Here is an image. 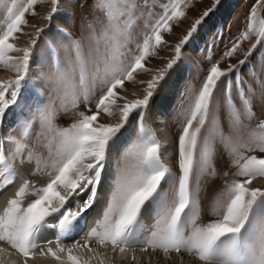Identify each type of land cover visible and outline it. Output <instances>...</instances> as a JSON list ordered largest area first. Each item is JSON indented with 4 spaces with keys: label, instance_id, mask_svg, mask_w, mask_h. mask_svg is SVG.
I'll return each instance as SVG.
<instances>
[{
    "label": "snow or ice",
    "instance_id": "obj_1",
    "mask_svg": "<svg viewBox=\"0 0 264 264\" xmlns=\"http://www.w3.org/2000/svg\"><path fill=\"white\" fill-rule=\"evenodd\" d=\"M42 3L50 5L42 16L46 25H30L27 16H36ZM62 3L0 0V68L14 73L0 79V192L25 175L47 177L40 184L22 179L0 211V242L19 253L23 264L37 250L57 264H92L96 258L105 264L92 241L113 254L139 246L166 259L187 254L200 264H264V187L253 184L264 179V118H257L255 111L257 105L264 108V58L258 66L249 59L264 43V0H255L246 29L210 63L199 89L187 97L176 142V171L161 158L164 145L144 123V113L169 73L180 74L185 47L223 0H213L194 20L171 46L166 64L139 82L145 85L143 96L134 99L121 94L125 83L152 71L145 62L167 45L164 34L187 17L191 0H83L79 6L89 12L78 36L53 27ZM27 27L34 31L26 33ZM46 33L39 53L38 41ZM22 36L28 39L19 46ZM253 36L255 43L243 58L230 63ZM33 63L43 64L35 73L38 84ZM81 105L85 110L76 111ZM9 112L14 123L4 129ZM69 113L78 118L59 126L58 118ZM130 120L136 121V139L122 163L114 162L110 146L124 135ZM225 156L229 170L223 172L224 188L212 203L214 218L201 223V181L217 177V158ZM114 165L106 201L84 243L66 247L63 241L87 223ZM146 212L151 224L145 223ZM46 230H53L54 239L43 243H55L54 248L41 246ZM84 249L93 255L78 254Z\"/></svg>",
    "mask_w": 264,
    "mask_h": 264
},
{
    "label": "rangeland",
    "instance_id": "obj_2",
    "mask_svg": "<svg viewBox=\"0 0 264 264\" xmlns=\"http://www.w3.org/2000/svg\"><path fill=\"white\" fill-rule=\"evenodd\" d=\"M83 0H63L61 5L60 14L54 18L53 27L59 26L66 28L73 32L74 35H79V29L82 18L88 14L89 9L87 7H80L79 5ZM91 3V0H88ZM213 3V0H191V6L187 11V17L179 24L173 25L171 33H165L164 38L167 41L166 46H162L157 49L156 55L150 57L146 62V67L151 69V72H141L136 75V79L133 82H126L125 89L121 91L122 95H126L129 99H134L143 96L144 84L140 81H147L151 78V75L156 69L163 67L167 59L172 55L171 46H174L179 40L186 34L187 30L197 19L204 10L209 8ZM255 4V0H223V6L219 7L211 19L201 25L196 39L194 42H190L189 46L184 49V58L181 61V71L177 75L175 71L170 72L165 81H163L157 92L154 94L150 104L144 113V123L149 126L156 134L157 139L167 141L162 150V159L166 164L176 171L175 160L177 155V136L181 129L182 110L187 105V97L199 89L211 62H215L226 50V47L230 46L231 42L235 40L239 34L246 29L247 17L250 13V9ZM50 5L42 3L36 6L37 15L27 16L30 25H36L37 27H44L46 21L42 19V16L47 13ZM261 16L264 17V12H261ZM34 29L32 27L25 28L26 33H32ZM47 38V33L40 41H38L37 52L43 53L44 51V39ZM28 37L22 36L18 42L19 46H24ZM255 36L250 40L244 41L241 45L242 52L238 53L236 57L232 58L230 63H236L238 59L243 58V52H246L251 44L255 43ZM211 56V61L208 57ZM264 58V43L258 45L254 50L252 56L249 58L251 64L258 66L260 60ZM35 59V54H34ZM222 67H226L227 63H222ZM42 63H33L32 72L33 80L35 83L39 81L35 78V73L42 70ZM247 79V73H244ZM14 77V73L11 71L0 68V79H8ZM43 90V89H42ZM171 93L168 100V104L164 103V95ZM222 98V97H221ZM171 99V100H170ZM23 96L20 103H23ZM164 103V104H163ZM166 105V106H165ZM239 106V104H238ZM84 106L81 105L76 111H84ZM257 118H264V108L257 105L255 108ZM78 118L75 113H69L62 115L58 118V125L67 127L73 119ZM106 122L115 123V119L109 120L107 117H102ZM222 123H225L223 115L221 116ZM257 121H253V124ZM14 123V113L9 112L7 121L4 122L3 128L8 129ZM136 121L130 120L126 126V136L120 144H116L114 153L111 155L114 162L122 163V156L131 143L136 139ZM167 137V138H166ZM121 139V138H120ZM222 152V148L219 149ZM110 156V159H111ZM114 158V159H113ZM216 166L218 175L216 178L205 177L201 181L200 192V210H201V223H205L214 217L210 214L212 203L216 195L224 188L223 172L229 170V160L225 156L223 159L217 158ZM113 172L115 176V165L113 166ZM113 176V177H114ZM30 179L34 183L40 184L46 182V176H27L23 179ZM234 177H229L231 179ZM256 187H264V179L258 178L253 182ZM32 197H27L30 200ZM106 198V197H105ZM105 198L103 202L105 203ZM27 202V201H26ZM103 203V205H104ZM100 209L99 213H101ZM89 218V217H88ZM98 218V217H97ZM147 224V223H146ZM81 231V230H80ZM79 237L84 238V231L80 233ZM79 237L76 238L79 241ZM75 240V241H76ZM143 261L146 264H200V262L193 256L187 254H171L170 259L163 257L160 252L149 251L148 254H143Z\"/></svg>",
    "mask_w": 264,
    "mask_h": 264
},
{
    "label": "bare ground",
    "instance_id": "obj_3",
    "mask_svg": "<svg viewBox=\"0 0 264 264\" xmlns=\"http://www.w3.org/2000/svg\"><path fill=\"white\" fill-rule=\"evenodd\" d=\"M172 97L171 93H166L164 95L165 104L168 102L169 98ZM171 100V99H170ZM163 103V104H164ZM168 104V103H167ZM166 106V105H165ZM7 119L4 121L6 122ZM128 132V131H127ZM126 132L124 135L119 139L115 144L110 146V156L114 153V150L116 148V144H120L122 139H124V136H126ZM167 138V137H166ZM162 144H166L167 141L165 139L161 140ZM112 159V156H111ZM114 159V158H113ZM114 169H112V176L108 180H106L103 184V187L100 189V200L97 202V204L92 208L90 211V214L88 215L89 218H87V223H85L82 226L81 231H79L74 236H71L70 238H67L63 241L66 247H70L72 243L76 242V238H78L84 231V235L86 237V234L91 226H93L94 220L99 216V211L103 207V199L106 197L107 191L110 188L111 179L114 178ZM24 176L21 177V180H18L14 186H9L7 190L0 192V211H3V208L6 206L7 200L12 197L16 190L19 188L21 181ZM106 200V198H105ZM145 223L151 224V216L149 213H145ZM85 237L81 238L79 237V242L81 244L84 243ZM54 239V233L53 230H46L43 235L41 236V246L44 248H47L49 246L55 247V243L48 245L46 243H43V241L46 240H53ZM76 240V241H75ZM91 246L94 249H97L99 252H101L104 255L105 258V264H146L143 261V254L146 255L149 252H143L140 250V247H136L134 249H129L126 253L121 254L119 252L113 254L111 249L108 248L107 250L99 248L98 245H96L95 241L91 242ZM0 248H4V252H0V264H23L24 258L20 256L19 253L15 252V250H12L6 243L0 242ZM78 254L82 255L84 258H88L89 256H92L93 253H89L86 249L81 250ZM135 254L136 259L132 260V255ZM29 264H57L55 260H53L50 256H40L39 250H37V255L35 258L29 261ZM92 264H99V258L93 259ZM151 264V263H150Z\"/></svg>",
    "mask_w": 264,
    "mask_h": 264
}]
</instances>
